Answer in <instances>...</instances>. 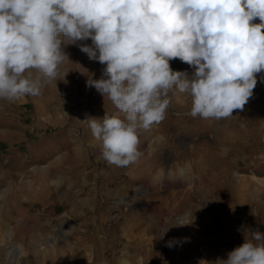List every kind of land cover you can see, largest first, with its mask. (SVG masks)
<instances>
[{
	"label": "rangeland",
	"instance_id": "rangeland-1",
	"mask_svg": "<svg viewBox=\"0 0 264 264\" xmlns=\"http://www.w3.org/2000/svg\"><path fill=\"white\" fill-rule=\"evenodd\" d=\"M63 50L40 95L0 99V264H214L244 243L241 226L264 233V72L227 119L193 118L170 92L139 159L116 167L84 122L117 114L87 86L106 65Z\"/></svg>",
	"mask_w": 264,
	"mask_h": 264
},
{
	"label": "clouds",
	"instance_id": "clouds-1",
	"mask_svg": "<svg viewBox=\"0 0 264 264\" xmlns=\"http://www.w3.org/2000/svg\"><path fill=\"white\" fill-rule=\"evenodd\" d=\"M67 45L106 65L87 86L117 114L84 122L102 158L126 167L141 155L140 131L166 118L170 92L191 98L193 118L244 109L264 72V0H0V99L40 95ZM175 59L193 72L174 71ZM237 231L244 243L214 264H264V233Z\"/></svg>",
	"mask_w": 264,
	"mask_h": 264
},
{
	"label": "bare ground",
	"instance_id": "bare-ground-1",
	"mask_svg": "<svg viewBox=\"0 0 264 264\" xmlns=\"http://www.w3.org/2000/svg\"><path fill=\"white\" fill-rule=\"evenodd\" d=\"M122 264H127V262L124 260V261L122 262Z\"/></svg>",
	"mask_w": 264,
	"mask_h": 264
},
{
	"label": "crops",
	"instance_id": "crops-1",
	"mask_svg": "<svg viewBox=\"0 0 264 264\" xmlns=\"http://www.w3.org/2000/svg\"><path fill=\"white\" fill-rule=\"evenodd\" d=\"M255 121V120H254Z\"/></svg>",
	"mask_w": 264,
	"mask_h": 264
}]
</instances>
